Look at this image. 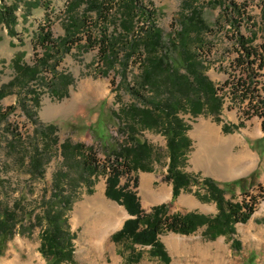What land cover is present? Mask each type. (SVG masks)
<instances>
[{"label":"rangeland","instance_id":"rangeland-1","mask_svg":"<svg viewBox=\"0 0 264 264\" xmlns=\"http://www.w3.org/2000/svg\"><path fill=\"white\" fill-rule=\"evenodd\" d=\"M72 1L4 0L7 4H17L18 19L15 35H10L0 24V89L16 76L14 60L18 55L23 54V61L29 65H34L43 56L44 49L36 43L44 26H50L55 39L65 38L69 29L70 42L74 39L77 42L57 67L58 74L70 76L73 80L67 88V96L60 98L66 81L59 79L55 86L51 80L52 73L46 70L24 90L22 100L29 90L42 94L37 116L42 126L36 124L35 116L25 113L18 93L0 100V217L9 210L14 213L16 223L14 235L0 239V243H4L0 264L48 263L40 252L42 227L38 224V217L43 216L46 208L43 203L53 198L56 184L64 186L65 194L74 200L67 216L71 230L76 233L75 263L70 264H164L150 255V247H131L113 240V234L121 230L128 220V211L106 196L107 175L103 168L97 176L88 175L82 168L80 155L74 153L66 157L61 147L66 142L81 144L85 146L84 154L92 149V154L101 164H110L115 162V156L122 148L133 146L135 141L146 142L151 153L140 161L142 165L133 167L130 175L122 177V185L128 183L129 189L136 191L146 213H150L152 207L166 203L170 215L194 212L214 218L219 209L206 197L205 179L215 181L225 190L226 200L233 203L246 201L254 208L246 223L234 224L232 234L215 239L206 235V226L190 235L162 234L160 240L170 256V264H264V123L257 119L241 121L236 114L226 112L221 102L217 115L206 113L199 116H193L182 104L178 108L179 116L189 128L187 134L198 132L199 136L208 138L205 152L208 158L200 160L197 166H190L188 159L197 146L191 139L186 162L180 169L190 175L192 183L174 198L173 184L166 178L170 163L168 136L165 135L168 123L164 120V113L156 109V104L172 108L176 103L174 100L185 96L170 89L165 78L153 91L151 88L141 89L137 85L142 73L139 57L133 55L128 63L124 57L125 39L132 41L135 36H142L148 26L146 17L140 13L147 8L144 11L152 14L149 20L153 19L156 27L163 31L165 45L160 48L161 53L164 54L165 49L167 52L171 50L170 55L175 62L182 64L177 50L170 48L169 39L181 31L185 15L200 9L205 27L193 32L188 44L196 55L199 54L198 61L205 67V73L215 87L227 69L228 56L244 54L241 47L236 46L241 34L230 37L234 25L238 27V19L245 20L240 31L254 36L252 41L264 42V0H235L236 6L243 10L242 14L237 7L229 10L234 7L229 0H137L134 27L128 29L122 23L123 13H126V9L121 7L124 0H85L68 10ZM110 1L116 2L117 6L110 12L108 23H103L100 12ZM250 17L253 23L247 20ZM105 29L114 37L116 44L114 51L107 49V54L102 46L95 43ZM128 30L130 32L126 33ZM207 47L213 50V54L205 57L202 52ZM217 63H220L218 69ZM136 91L140 96L132 93ZM250 103L247 104L249 108ZM258 103L253 101V105ZM143 105L149 106L157 120L152 124L153 129L144 128L139 115L133 113L134 106L143 108ZM248 124L252 132L250 139H260L254 148L262 154L261 158L252 168L249 163L234 164V168L222 167L217 171L210 162L216 158L220 164L238 151L231 144L230 137L239 132L245 135L241 129ZM51 125L54 129L48 130ZM34 158L39 162L37 167L33 165ZM213 172L221 173L222 178L215 180ZM227 172L229 175L225 178L229 181L224 179ZM100 188L107 203L105 211L87 208V215L75 222L77 207L102 191ZM163 188L168 190V194L158 200L159 191ZM111 217L114 219L109 220ZM120 221L123 225L114 229ZM102 224L111 232L99 243L102 232L98 231Z\"/></svg>","mask_w":264,"mask_h":264},{"label":"trees","instance_id":"trees-1","mask_svg":"<svg viewBox=\"0 0 264 264\" xmlns=\"http://www.w3.org/2000/svg\"><path fill=\"white\" fill-rule=\"evenodd\" d=\"M0 1L2 2L0 5V24L7 28L10 35H15L18 6L17 4H7L4 0ZM82 1L84 2L85 0H73L68 10H72L77 4L78 7ZM229 1L234 6L229 8V10H234L237 7L235 0ZM116 6L117 3L113 1L103 6V11L101 10L102 13L100 12L103 23H108L109 14ZM121 7L126 9V13H123L122 17L123 27L126 29L129 27L133 28V14L138 7L137 0H124ZM144 9L147 10V8ZM144 9L140 13L146 17L148 26L144 29L142 36H135L132 41L125 39L127 42L125 44L124 57L127 60L126 63L133 55L139 57L142 73L139 76L140 82L137 85L141 89L151 88V91H153L161 83V80L165 78L168 80L170 89L183 93L185 96V98L178 101L174 100L176 103L172 108L165 104H156V109L164 113V120L168 123L165 135L168 136L170 163L169 173L166 178L173 184V197L175 198L180 194L181 189H186L192 183L190 175L180 169L186 162L185 157L189 151L191 141L187 136L189 128L180 118V110L178 108H181L183 104L185 110H189L193 116L206 113L217 115L221 104L215 96L214 83L206 75L205 67L198 61L199 54L196 55L188 44L192 33L205 27V21L202 18L200 9L192 10L190 15H185L181 31L169 39L170 48L177 50V55L182 62L180 65L182 66L178 65L172 58L170 55L172 53L171 50L167 52L165 49L166 52L164 54L161 53L162 50L160 48L165 45L163 31L156 27L153 19L149 20L152 14L144 11ZM237 11L241 14L243 13V10L238 7ZM49 28L50 26L41 28V32L37 37L38 42L36 45L44 49L43 56L38 58L34 65H29L23 61V54L18 55L14 60L16 76L10 83L0 89V100L9 94L18 93L20 104L25 113L29 116H35L36 124L39 126H42L37 117L41 107L42 94L37 90H29L27 94H24L22 100L24 90L28 89L31 82L37 80L44 70L52 73V82H57L59 79L66 81L65 85H62L65 91L60 95V98L68 95L67 88L73 82L70 76L58 74L57 67L63 56L71 50L77 40L74 39L70 42L69 34L71 31L69 29L65 38L55 39ZM129 32L128 30L126 33ZM91 39L93 41V38L89 40L91 41ZM95 43L102 46L106 54L107 49L114 51L116 45L114 37L107 33V29L104 30L98 40H95ZM240 47L243 52L250 54L249 48ZM206 50L208 52L212 51L209 47ZM56 82L55 86H57ZM132 93L140 96L137 91ZM133 113L139 115L142 126L146 129H153L152 124L157 123L149 106L143 105V108L134 106ZM53 129L52 125L48 126V130ZM61 147L66 157L74 155V153L80 155L82 168L88 175L97 176L98 171L103 168V172L107 175L106 196L123 205L128 213L134 217L126 220L122 229L113 234V240L118 243H127L131 247L136 245L150 247V255L159 258L164 264H170L171 259L160 240L162 234L174 232L181 235H190L199 228L206 226V235L210 239H215L220 235L232 234L234 232V224L246 223L254 213L253 206L246 201L233 203L226 200L225 190L221 189L211 179H205L204 186L207 189V199L214 201L219 209V214L214 218H208L194 212L170 215L168 213L169 207L166 203L156 205L152 207L150 213H146L142 208L136 191L129 189L128 183L122 185V177L130 175L133 172V167L142 165L140 161L150 155L151 148L146 142L135 141L133 146L122 148L116 154L115 162L110 164L107 162L101 164L98 158L92 154V149H90L89 153L84 154L83 147L85 148V146L81 144L71 145L66 142ZM33 165L34 167L39 166L37 158L33 159ZM105 165L108 166V170ZM65 191L64 186L61 187V185L56 184L55 192L52 195L53 198L43 203L46 208L43 211V216L38 217V224L42 227L40 252L46 258L47 264L75 263L74 239L76 238V233L71 230L67 217L74 200L71 195L65 194ZM252 201L255 202L256 200L253 199ZM15 227L14 213L7 210L0 217V239L11 238L14 235ZM3 245L4 243H0V253L3 250Z\"/></svg>","mask_w":264,"mask_h":264},{"label":"built area","instance_id":"built-area-1","mask_svg":"<svg viewBox=\"0 0 264 264\" xmlns=\"http://www.w3.org/2000/svg\"><path fill=\"white\" fill-rule=\"evenodd\" d=\"M247 20L253 23L251 17ZM244 23L245 20L238 19L236 22L238 27L234 25L233 33H230V37L241 34L239 36L241 40H238L239 42L236 46L249 48L250 54L244 51V54L228 56L227 69H225L215 85V96L226 112L236 114L241 121L257 119L260 123H264V114L256 109L247 107V99L250 98H260L264 103V42L262 43L258 40H254V42L252 41L254 36L240 31ZM202 53L207 57L213 54V50L208 52L205 49ZM219 66L220 63H217L216 68L218 69ZM255 75H262L261 86H254ZM245 83L253 84V92L245 91Z\"/></svg>","mask_w":264,"mask_h":264},{"label":"crops","instance_id":"crops-1","mask_svg":"<svg viewBox=\"0 0 264 264\" xmlns=\"http://www.w3.org/2000/svg\"><path fill=\"white\" fill-rule=\"evenodd\" d=\"M202 126L205 127L206 125L202 124ZM241 130L245 131L246 134L244 135V133L239 132V133H237L236 136L230 137L231 138V144L233 146H235V148H238V151L236 150L235 153L230 155L229 159H227L225 162H222L220 164H218L219 161H215L216 158L214 159L215 162L213 160L210 162V164H212V165L214 164V167H216L217 171L221 170L222 167L223 168L224 167L229 168V167L233 166V168H234L235 167L234 164H237V166H239V165H245V164L249 163L250 167L252 168L254 166V164L256 163V161H258V159L261 158L262 154L259 152L258 149L254 148V144L256 142H259L260 139H256L254 141L250 139V133H252V132H250V124H248L247 127L242 128ZM195 131H197V130H195ZM189 135H188V137H189L190 141L192 139V144L197 145L195 147V151L192 152L190 159H188V161L190 162V166L192 165V167H193V166H197L198 163L200 162V160L208 158V154H206V156H205V152H206V147L208 146L209 142H208L207 136L204 135V138H203V136H201V135L199 136L198 132H196L194 134L192 133ZM220 142L222 143V140H220ZM209 160L210 159H208V161ZM236 170H237V168H236ZM212 175L216 176L215 180H217V181H219L220 178H222L220 176L221 173L218 174V173L213 172ZM228 175L229 174L227 172L224 176V179L226 181L228 180V178L226 179L225 177H227ZM163 189L166 190V192H163ZM163 189H161L159 191L158 200H161L162 198H164V196L166 194H168V190L166 188H163ZM181 190H184V189H181ZM180 192H182V191H180ZM169 196H170V194H169ZM182 202L183 201H180V203H182Z\"/></svg>","mask_w":264,"mask_h":264},{"label":"bare ground","instance_id":"bare-ground-1","mask_svg":"<svg viewBox=\"0 0 264 264\" xmlns=\"http://www.w3.org/2000/svg\"><path fill=\"white\" fill-rule=\"evenodd\" d=\"M262 85V75H255L254 76V86H261ZM245 91L246 92H253V84L252 83H245ZM253 101L255 102H259L258 104L256 105H253ZM250 103V108H253V109H256V110H260V112L262 114H264V103H263V100L260 99V98H250V99H247V104ZM101 189V188H100ZM102 190V189H101ZM164 190V189H163ZM102 191H100L98 194H96L93 198L91 199H88L83 205H80V207L76 209V211L74 212V219H75V222L76 221H81L83 217H85L87 215V211L85 209L89 208V209H92V210H104L105 211V206L107 205L106 201L104 200L103 196H102ZM88 209V210H89ZM107 209V208H106ZM97 210V211H98ZM90 211V210H89ZM91 212V211H90ZM95 212V211H93ZM98 214V213H97ZM92 217V215H90ZM109 216V215H108ZM95 217V216H94ZM99 217V216H98ZM107 218V217H106ZM105 218V219H106ZM113 217H111L109 220H111ZM89 219V218H88ZM104 219V220H105ZM114 219V218H113ZM108 220V219H107ZM87 221V220H86ZM123 224L122 221L118 222L116 224V226L114 227L115 228H118V227H121ZM103 225V224H102ZM99 232H102L101 233V236L99 238V243H100V239H103L104 237L106 238V235L111 232V229L110 228H107L105 227L104 225L99 229L98 233ZM97 233V234H98ZM108 236V235H107ZM98 244V243H97ZM89 248V247H88ZM9 263V262H8ZM6 264V263H5ZM10 264H18L17 262H13V263H10ZM116 264V263H115Z\"/></svg>","mask_w":264,"mask_h":264},{"label":"water","instance_id":"water-1","mask_svg":"<svg viewBox=\"0 0 264 264\" xmlns=\"http://www.w3.org/2000/svg\"><path fill=\"white\" fill-rule=\"evenodd\" d=\"M132 218L129 214H128V219Z\"/></svg>","mask_w":264,"mask_h":264}]
</instances>
